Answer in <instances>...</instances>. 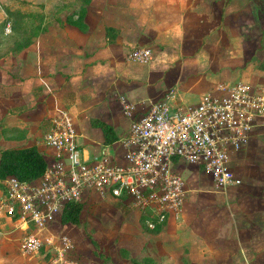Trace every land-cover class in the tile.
<instances>
[{"label":"crops","instance_id":"0c3cea01","mask_svg":"<svg viewBox=\"0 0 264 264\" xmlns=\"http://www.w3.org/2000/svg\"><path fill=\"white\" fill-rule=\"evenodd\" d=\"M16 8L24 12V20L29 18L31 22L32 41L14 48L0 47V159L5 149L31 146L48 152L52 158L43 142L44 134L50 129L51 119L62 110L75 121L80 112L96 107L98 102L117 100L119 93H124L138 101L134 104L136 112L143 114L170 87H178L183 81L178 72L170 86L162 89V84L157 83L166 77L161 76L164 72L156 71L159 62L143 70L139 63L128 60L132 49L142 47L139 44L169 45L159 57L167 70L177 66L187 51L185 40L180 38L178 43L183 27H189L188 35L198 36L201 32L197 21L202 17L206 25L204 37L224 29L231 32L234 18V28L238 29L234 35H242L245 45L247 18L262 17L264 23V0H0V20L11 23L10 13ZM258 39L263 58L264 34ZM204 41H199L194 51L202 49ZM178 51L180 57L176 55ZM195 85L182 86L179 98L197 103L202 94L195 96ZM92 118L110 123L118 141L131 126L130 123L118 132L113 122L91 117L90 123ZM34 124L37 131L32 130ZM91 126L100 132L101 141L90 138L91 142L82 147L92 155L104 146L113 148L117 142L106 144L103 130L92 123ZM79 135L83 136L81 132ZM236 161L242 183L209 193L220 194L216 199L222 201V207L215 209L222 212L224 221L200 223L198 239L185 242L181 264H264V127L254 129L249 144L232 156L233 166ZM186 188L182 218L186 216L187 221L191 220L194 205L188 199L189 193L204 192L197 187L189 190L188 184ZM2 193L1 184L0 197ZM22 236L21 230L0 216V264L43 263L41 255L21 254Z\"/></svg>","mask_w":264,"mask_h":264},{"label":"built area","instance_id":"2783aa9c","mask_svg":"<svg viewBox=\"0 0 264 264\" xmlns=\"http://www.w3.org/2000/svg\"><path fill=\"white\" fill-rule=\"evenodd\" d=\"M11 31L8 23L5 33ZM127 58L146 65L152 51L136 47ZM122 101L132 123L118 148L104 146L90 154L80 144L72 116L62 110L44 134L52 155L44 174L36 180L13 175L0 180V216L23 232L22 255H41L42 264H83L73 254L72 239L51 228L62 221L67 205L83 203L91 193L111 195L139 210L149 230L179 221L187 192L176 168L181 161L208 173L219 191L242 183L232 156L249 144L255 128L264 127V84L220 83L197 103L183 101L172 90L140 116Z\"/></svg>","mask_w":264,"mask_h":264},{"label":"rangeland","instance_id":"374dc122","mask_svg":"<svg viewBox=\"0 0 264 264\" xmlns=\"http://www.w3.org/2000/svg\"><path fill=\"white\" fill-rule=\"evenodd\" d=\"M10 14L13 32L5 34V25L9 21L6 22L5 19H1L0 47L8 49L28 45L32 41L29 36L32 30L29 18L24 20V12L18 9L11 10ZM262 20V17L260 19L254 15L247 18V40L245 45L242 35H234L238 32V29L234 28L236 24L234 18L230 26L231 32L224 29L223 31L214 32L213 36L204 37L206 25L205 18L202 17L197 21L200 26L199 32L202 35L197 36L198 33L188 35L189 27H183L182 35L178 37V43H180V38L182 41L185 40L187 51L183 54V58L178 61L177 66L172 67L171 65L166 70L165 65L161 64L160 53L170 48L169 45L165 44L156 46L139 44L138 46L149 47L152 51L151 63L149 65L139 64L143 70H146L159 62L156 65V71L164 72L161 76L165 75L166 77L160 82L157 81L158 85L162 84L160 87L162 89L170 86L169 82L178 72V78L180 81L183 79V84H178V87H170L166 91L168 93L176 90L178 96H181L180 94H182L185 86L189 88L191 84L195 83H197L194 88L195 96L212 91L220 83L244 80L253 84H264V76H262L264 74V65H262L264 57L262 58L263 54L259 52L258 47V38L264 34ZM2 34L6 37H2ZM223 34L224 36L220 37ZM202 39H205L204 45H201L203 48L194 51ZM188 51L194 52L190 55L187 54ZM176 55L181 56L179 51ZM123 94L120 95L119 93L117 100L114 99L106 103L98 102L96 107L82 111L79 114L78 111L74 110L75 114H78L74 121L75 126L83 135L80 138L81 145L90 143V138L92 141H101L100 132L92 130L91 117H101L113 122L118 132L129 127L132 119L125 113L121 101L126 99L127 103L132 105L138 101ZM150 100H148V103H150ZM134 107L136 112L138 108ZM140 115V113L137 114V116ZM38 129V126L34 124L32 130L37 131ZM18 136L20 137V135ZM116 144L113 147L118 148L119 144ZM42 153L47 160L51 159L48 152L42 151ZM231 166L239 177L241 174L238 172L237 161L234 166L231 163ZM176 168L186 179L189 190L197 187L204 192L200 193L198 191L195 193V191H192L189 193L188 199L190 198L194 203L190 215L193 216L188 215L191 220L186 221L185 216L181 221L170 220L158 229L149 230L143 225L139 210L129 207L128 204L115 199L111 195L101 197L96 193H91L83 202L84 207L80 223H64L59 218L51 229L52 233L55 235H68L75 245L74 256L79 258L83 264H181V258L183 257L181 253L186 247L185 242L186 240L190 242L198 239L200 230L197 228H200L199 224L212 225L214 222L224 221L225 216L218 209H215V206L222 207V201L216 199V195L220 194H209L219 190L214 186V182L208 173L183 161ZM197 183L200 186L202 185L201 188L197 186ZM215 200L217 201L215 202ZM189 222H194V224L191 225ZM180 223L182 225L179 227ZM185 227L187 230L184 229Z\"/></svg>","mask_w":264,"mask_h":264},{"label":"trees","instance_id":"16d2710c","mask_svg":"<svg viewBox=\"0 0 264 264\" xmlns=\"http://www.w3.org/2000/svg\"><path fill=\"white\" fill-rule=\"evenodd\" d=\"M262 65H264V60ZM91 123L94 127L103 130L106 144H113L118 141L119 136L110 123L99 118H92ZM47 165V159L36 146L5 149L2 151L0 159V180L9 175L16 176L21 180H36L44 174ZM83 207V203L67 205L62 215V222L79 224ZM141 221L145 226L144 216H142Z\"/></svg>","mask_w":264,"mask_h":264}]
</instances>
